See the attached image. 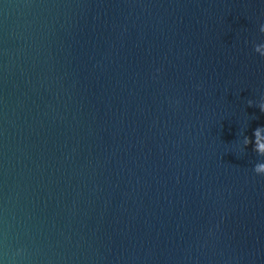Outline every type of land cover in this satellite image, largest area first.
<instances>
[{
    "label": "water",
    "instance_id": "obj_1",
    "mask_svg": "<svg viewBox=\"0 0 264 264\" xmlns=\"http://www.w3.org/2000/svg\"><path fill=\"white\" fill-rule=\"evenodd\" d=\"M261 25L264 0H0V264H264Z\"/></svg>",
    "mask_w": 264,
    "mask_h": 264
},
{
    "label": "clouds",
    "instance_id": "obj_2",
    "mask_svg": "<svg viewBox=\"0 0 264 264\" xmlns=\"http://www.w3.org/2000/svg\"><path fill=\"white\" fill-rule=\"evenodd\" d=\"M259 30L261 33H264V25H261ZM261 48H264V43L259 44V45H254L253 50L256 53L260 54L261 56H264V52L260 51ZM248 104H249V107L253 106L252 101H249ZM256 107L259 108L261 113H264V102L259 103L258 105H256ZM242 144L245 148H247V146L251 144L253 147V150L258 155L264 156V126L257 127L256 129H254L253 134H252V139H250L247 135H244ZM253 171L255 174L264 175V163H257L254 166Z\"/></svg>",
    "mask_w": 264,
    "mask_h": 264
}]
</instances>
